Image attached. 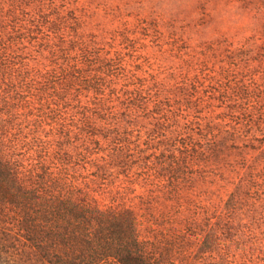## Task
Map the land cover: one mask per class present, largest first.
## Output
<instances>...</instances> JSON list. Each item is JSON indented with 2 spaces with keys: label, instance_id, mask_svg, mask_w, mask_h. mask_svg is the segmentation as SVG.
I'll return each mask as SVG.
<instances>
[{
  "label": "rangeland",
  "instance_id": "1",
  "mask_svg": "<svg viewBox=\"0 0 264 264\" xmlns=\"http://www.w3.org/2000/svg\"><path fill=\"white\" fill-rule=\"evenodd\" d=\"M2 124L130 209L150 264H264V0H0ZM6 227L0 264H40Z\"/></svg>",
  "mask_w": 264,
  "mask_h": 264
},
{
  "label": "trees",
  "instance_id": "2",
  "mask_svg": "<svg viewBox=\"0 0 264 264\" xmlns=\"http://www.w3.org/2000/svg\"><path fill=\"white\" fill-rule=\"evenodd\" d=\"M10 155L0 140V213L10 249L18 242L40 264H150L130 209L99 200L75 170L64 172L72 170L63 161L52 173Z\"/></svg>",
  "mask_w": 264,
  "mask_h": 264
}]
</instances>
